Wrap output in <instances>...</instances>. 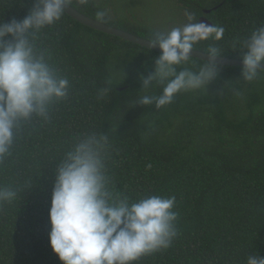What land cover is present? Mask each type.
<instances>
[{"label":"trees","instance_id":"16d2710c","mask_svg":"<svg viewBox=\"0 0 264 264\" xmlns=\"http://www.w3.org/2000/svg\"><path fill=\"white\" fill-rule=\"evenodd\" d=\"M177 1L196 21L206 16L225 29L220 41L209 38L194 50L214 47L219 57L243 60L242 41L264 27V0ZM35 2L0 0V21L24 19ZM70 5L148 40L156 31L126 17L97 19L96 11L107 9L95 0ZM35 43L69 80V95L52 104L47 121L23 122L11 155L0 161V187L17 190L14 200L0 204V264H63L50 243L55 172L66 152L93 133L109 138L106 168L115 196L131 202L176 197L177 236L134 264L264 258V72L247 82L243 67L219 65L208 89L181 92L158 110L135 100L161 94L160 85L142 88V77L154 72L162 53L89 28L66 12L41 29ZM205 63L191 58L182 67L197 71ZM106 87L107 95H99Z\"/></svg>","mask_w":264,"mask_h":264},{"label":"clouds","instance_id":"9594fccd","mask_svg":"<svg viewBox=\"0 0 264 264\" xmlns=\"http://www.w3.org/2000/svg\"><path fill=\"white\" fill-rule=\"evenodd\" d=\"M72 0H36L22 20L0 21V161L11 155L23 122L33 117L47 121L51 106L69 95L70 83L37 49L35 37L41 29L60 22L65 5ZM89 0H78L86 6ZM106 10H97L104 20ZM166 34L155 31L151 44L162 54L155 58L154 72L143 79L142 88L162 86L159 95H138L135 103L162 109L181 92L208 89L218 74L217 48L197 71L187 65L195 46L209 38L220 41L225 29L196 21ZM11 36V39H7ZM241 77L252 82L264 72V27L256 28L242 41ZM179 69V70H178ZM109 88L99 95L104 96ZM239 95V93H237ZM109 138L93 133L80 139L59 161L55 172L50 208V243L63 264H134L141 257L170 247L177 236L176 197L150 195L131 202L110 190L106 159ZM17 190L0 187V204L11 202ZM247 264H264L259 254L249 255Z\"/></svg>","mask_w":264,"mask_h":264},{"label":"rangeland","instance_id":"374dc122","mask_svg":"<svg viewBox=\"0 0 264 264\" xmlns=\"http://www.w3.org/2000/svg\"><path fill=\"white\" fill-rule=\"evenodd\" d=\"M95 2L103 5L113 20L126 17L133 23L148 26L165 34L174 27H183L188 23L187 12L177 0H95Z\"/></svg>","mask_w":264,"mask_h":264},{"label":"water","instance_id":"95a60500","mask_svg":"<svg viewBox=\"0 0 264 264\" xmlns=\"http://www.w3.org/2000/svg\"><path fill=\"white\" fill-rule=\"evenodd\" d=\"M65 12L70 15L72 18H74L76 21H78L79 23L92 28L94 30H97L99 32L111 35V36H115L118 38H121L123 40H126L128 42H132L134 44H137L139 46H142L144 48H147L149 50H153L159 53H162V50L159 48L158 45L153 46L151 44V40L139 37L135 34H132L130 32H127L125 30L113 27L111 25L105 24L103 22H100L98 20H95L83 13H81L80 11H78L77 9H75L73 6L71 5H65ZM211 10H205V14L209 15L211 14ZM200 20L206 24H208L209 26L214 25L213 22L206 16H203L200 18ZM191 55L193 56L192 58H197L200 60H207L209 58V54L199 51V50H193ZM215 62L218 65H224V66H231V67H243V60H239V59H232V58H226V57H216L215 58ZM260 68L264 69V63L260 64ZM126 88H120L119 91L122 92L123 90H125Z\"/></svg>","mask_w":264,"mask_h":264}]
</instances>
